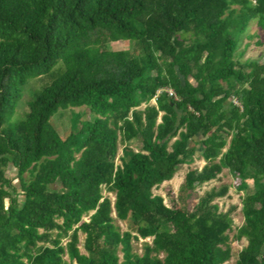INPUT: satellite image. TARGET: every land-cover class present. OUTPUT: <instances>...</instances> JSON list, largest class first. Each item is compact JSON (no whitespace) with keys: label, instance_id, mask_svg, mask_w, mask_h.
Returning a JSON list of instances; mask_svg holds the SVG:
<instances>
[{"label":"trees","instance_id":"trees-1","mask_svg":"<svg viewBox=\"0 0 264 264\" xmlns=\"http://www.w3.org/2000/svg\"><path fill=\"white\" fill-rule=\"evenodd\" d=\"M253 19L264 33V0H0V264H225L232 210L214 202L230 186L195 193L224 169L253 187L236 264H264V58L235 56ZM121 42L130 49L114 51ZM62 61L25 119L7 124L28 82ZM84 105L93 120L74 117L61 135L54 115ZM198 152L206 165L168 206L154 189ZM149 238L134 254L132 241Z\"/></svg>","mask_w":264,"mask_h":264},{"label":"rangeland","instance_id":"rangeland-1","mask_svg":"<svg viewBox=\"0 0 264 264\" xmlns=\"http://www.w3.org/2000/svg\"><path fill=\"white\" fill-rule=\"evenodd\" d=\"M112 49L114 51H128L130 49V44L127 42H121L117 44H113ZM237 60L244 64L250 61H259L264 58V33L257 26V19H253V21L249 24V27L246 33L242 36L237 52L235 53ZM66 67V61L60 62L48 75L43 77H38L31 79L23 91V97L17 105L16 111L9 115L7 124H14L25 119L26 114L28 112V102L32 101L35 95L41 91L45 86L49 85L54 79L58 77V74L61 70ZM192 84H195L191 78L189 79ZM152 103H156V99L152 100ZM144 106V105H143ZM77 117L79 121L84 120H93L94 113L88 106H78V107H67L65 109H60L57 112L53 119L52 123L56 127V129L60 132L61 135H64L66 132L70 131L72 119ZM6 124V125H7ZM140 143H132V148L136 151H140ZM123 155V144L121 143L120 148V156ZM79 155H76L78 157ZM121 164V161H118ZM206 165L205 160L201 157L198 152L195 156V161H193L190 165H183L180 170L177 172L175 177L163 183L161 186L154 189L155 195H160L164 197L165 203L168 206H173L178 202V196L181 185L184 183L185 176L191 169H202ZM6 176L12 181L13 186L16 188L18 192H21V182L17 175L16 168L11 164L6 169ZM26 181H29L30 175L26 174L24 176ZM240 183L239 178L229 172L228 169H224L223 172L217 177V179L212 180L201 187H198L195 191L197 197H201L205 192L210 191L212 188H220L224 185L230 186L228 194L223 197L215 200V204H218L220 210L223 213L229 212L232 210V219H233V232L230 233L231 238V247H232V258L226 262L225 264H236L238 255L242 249H244L248 242L246 239L242 241H235L233 238L236 234V231L244 226L245 224V215L242 212V200L243 198L253 193V187L246 190L241 191L238 189V184ZM59 185L52 186L51 188L56 189ZM10 193L15 196L14 189H9ZM104 195L105 197H111L113 201H116V193H111L106 186H104ZM22 200L23 197L21 196ZM198 202V199H192L189 202L188 208L189 210H193V205ZM89 217L84 219V223L89 221ZM117 225L122 228V232L132 231L129 221H117ZM79 245L78 249L80 253L86 254L84 249V242L86 238V234L79 232ZM152 244V238L149 239H139L132 241L133 253L136 255H143L145 245ZM121 261L123 260L122 251H120ZM164 258V255L160 256ZM67 259V257L65 258Z\"/></svg>","mask_w":264,"mask_h":264},{"label":"built area","instance_id":"built-area-1","mask_svg":"<svg viewBox=\"0 0 264 264\" xmlns=\"http://www.w3.org/2000/svg\"><path fill=\"white\" fill-rule=\"evenodd\" d=\"M167 92L169 93L170 96H175L176 97V94L174 93L173 90L169 89V90H167Z\"/></svg>","mask_w":264,"mask_h":264}]
</instances>
